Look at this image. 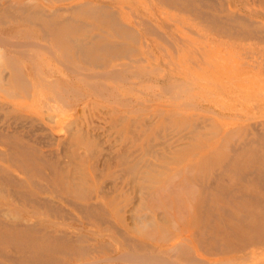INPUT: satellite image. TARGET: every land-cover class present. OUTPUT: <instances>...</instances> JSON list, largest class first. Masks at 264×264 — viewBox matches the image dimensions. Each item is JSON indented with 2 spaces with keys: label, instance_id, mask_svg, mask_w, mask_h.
Masks as SVG:
<instances>
[{
  "label": "rangeland",
  "instance_id": "rangeland-1",
  "mask_svg": "<svg viewBox=\"0 0 264 264\" xmlns=\"http://www.w3.org/2000/svg\"><path fill=\"white\" fill-rule=\"evenodd\" d=\"M1 1L0 264H264V0Z\"/></svg>",
  "mask_w": 264,
  "mask_h": 264
},
{
  "label": "bare ground",
  "instance_id": "bare-ground-1",
  "mask_svg": "<svg viewBox=\"0 0 264 264\" xmlns=\"http://www.w3.org/2000/svg\"><path fill=\"white\" fill-rule=\"evenodd\" d=\"M7 1V0H6ZM2 2V4L0 3V11H2V12H4L5 14H7V15H12V17H13V15L15 16V9H17V8H19V7H15V5L13 6V8H12V6H11V8H10V5L9 6H6L7 4L5 3V1H1ZM10 2V1H9ZM16 2H17V0H16ZM21 2V1H20ZM214 2H215V0H214ZM3 3H5L6 5H4ZM19 2H17V4H18ZM11 4H13V3H11ZM14 4H16L15 2H14ZM21 4V3H20ZM20 4L19 5H17V6H20ZM24 4H26L25 2L23 3V1H22V6H21V8L20 9H22V11H25V10H27L28 9V6H27V4L24 6ZM29 5V4H28ZM26 6H27V9H25L26 8ZM79 6V5H78ZM202 6H204L203 4H202ZM15 7V8H14ZM72 7V6H71ZM77 6H74V8H76ZM30 8V7H29ZM62 8V7H61ZM97 8V7H96ZM23 9H25V10H23ZM66 9H69V8H66ZM21 11V12H22ZM36 12H37V10H35ZM34 11V12H35ZM87 11V10H86ZM191 11V10H190ZM31 12V11H30ZM38 13H39V11H38ZM37 14V13H36ZM112 14V13H111ZM110 14V15H111ZM44 15V14H43ZM203 15V14H202ZM236 15V14H235ZM11 17V18H12ZM235 17V16H234ZM241 17V16H240ZM14 18V17H13ZM1 19V18H0ZM59 19H60V21H61V23H64V22H67V21H69V19H68V16L66 17V16H60L59 17ZM245 19V18H244ZM243 19V20H244ZM58 20V19H57ZM231 20V19H230ZM233 20V19H232ZM2 21V20H1ZM246 21V20H245ZM3 23V22H2ZM250 24V23H249ZM55 25H57V23L55 24ZM75 29V28H74ZM154 29V28H153ZM55 30V29H54ZM45 31V30H44ZM42 31L43 33V37H44V35L46 36V33L48 32V31ZM151 31V30H150ZM233 33V32H232ZM48 35V34H47ZM157 35V34H156ZM87 36V35H86ZM96 35H94L93 37H95ZM98 36V35H97ZM261 36H263V34L261 35ZM2 38V37H1ZM3 39V38H2ZM62 41H65L66 43H69V44H72L73 46H74V48H75V52H80V53H83V55H82V58H83V60H84V62H87L88 61V59H89V57H87L86 55H85V52H84V50H85V48L87 47V45H88V41H87V39L85 38V37H78V36H72V35H61V38H60ZM6 40V39H5ZM2 41V40H1ZM4 42V41H3ZM14 42V41H13ZM12 42V43H13ZM15 44H19V43H21V44H23L22 42H19V43H16V42H14ZM24 43H26V42H24ZM15 44L13 45H11V46H15ZM100 44V43H99ZM8 45H10V43L8 44ZM71 45V46H72ZM23 46H25V45H23ZM28 46H31V44L30 45H28ZM98 46H101V47H99V48H105V47H108V46H105L104 44H100V45H95V46H93V48H95V47H98ZM18 47V46H17ZM111 47V46H110ZM73 48V49H74ZM17 50V49H16ZM45 50V49H44ZM12 52H14L13 50H11ZM18 51V50H17ZM21 51V50H20ZM23 51V50H22ZM49 52H50V50H48ZM47 52V51H46ZM16 53V52H15ZM17 53H19V52H17ZM16 53V54H17ZM52 53V52H51ZM50 53V54H51ZM13 54V53H12ZM20 54H22V53H20ZM24 54V53H23ZM75 54V53H74ZM54 55V54H53ZM21 56V55H20ZM263 56H264V53H263ZM246 57V56H245ZM27 58V57H26ZM32 59V58H31ZM24 60V59H23ZM82 60V59H81ZM142 60V59H141ZM59 63V62H58ZM60 63H61V61H60ZM33 64V63H32ZM87 64H88V62H87ZM119 65V64H118ZM126 65V64H125ZM34 66V65H33ZM64 66V65H63ZM66 66V65H65ZM64 66V67H65ZM96 66V65H95ZM100 66V65H99ZM113 66V65H112ZM121 66V65H120ZM124 65H122V67H123ZM127 66V65H126ZM131 66V65H130ZM129 66V67H130ZM254 66V65H253ZM66 67H68V66H66ZM125 67V66H124ZM123 67V68H124ZM128 67V66H127ZM126 67V70H128L129 69V67L127 68ZM153 68H155V67H153ZM157 68V67H156ZM119 69H121L122 70V68L121 67H119ZM119 69H117L118 71H119ZM71 70V69H70ZM126 70H124V71H126ZM130 70V69H129ZM69 71V70H68ZM73 71V70H72ZM109 72L111 71V70H108ZM155 71V70H154ZM162 71V70H161ZM107 72V71H106ZM105 72V73H106ZM117 72V71H116ZM116 72H115V74H116ZM137 72V71H136ZM142 72V71H141ZM146 72V71H145ZM148 72V71H147ZM147 72H146V74H147ZM166 72V71H165ZM100 73H102V72H100ZM112 73V76H113V72H111ZM123 73H125V72H123L122 71V74ZM138 73H140V72H138ZM142 73H144V72H142ZM163 73V72H162ZM72 74V73H71ZM77 74V73H76ZM82 74V73H81ZM84 74V73H83ZM92 74V73H91ZM90 74V75H91ZM119 73L117 72V76L116 77H118V78H115V79H119V76H121V75H118ZM84 75H86V74H84ZM93 75V74H92ZM96 75V74H95ZM105 74H103V76H104ZM108 75H110V73H108ZM107 75V76H108ZM153 75V74H152ZM162 75V74H161ZM94 76V75H93ZM99 75H97V77H98ZM101 76V75H100ZM99 76V77H100ZM106 76V77H107ZM123 76V75H122ZM137 76H138V74H137ZM136 76V77H137ZM91 77V76H90ZM90 77H88V78H90ZM149 77V76H148ZM87 78V77H86ZM103 78V77H102ZM105 78V77H104ZM107 78H109V77H107ZM159 78V77H158ZM163 78V77H162ZM174 78V77H173ZM106 79V78H105ZM123 79V78H122ZM139 80V79H138ZM113 81V80H112ZM119 81H120V79H119ZM133 84V83H132ZM160 84V83H159ZM162 85V84H161ZM64 91V90H63ZM264 120V119H263ZM264 122V121H263ZM263 125V127H264V124H262ZM253 126V125H252ZM256 126V125H255ZM254 127V126H253ZM253 127H251L252 129H253ZM262 127V128H263ZM6 129H8V127L6 128ZM10 129V128H9ZM254 129H255V127H254ZM257 129V128H256ZM12 130V129H11ZM248 130V129H247ZM258 130V129H257ZM15 131V130H14ZM259 131V133L258 132H255V133H258V134H260L259 136L261 137V138H263L264 139V132H261L260 130H258ZM8 133V132H7ZM20 134V133H19ZM248 134V133H247ZM2 135H3V133H2ZM10 135V134H9ZM8 135V136H9ZM257 135V134H256ZM1 136V135H0ZM7 137V136H6ZM10 137V136H9ZM249 140H251V139H249ZM255 141V140H254ZM11 142V141H10ZM247 142H245V144H246ZM24 144V143H23ZM256 144V143H255ZM14 145V144H13ZM28 148V147H27ZM233 147H231V149H232ZM237 148H239V146L237 147ZM25 149V148H24ZM230 149V150H231ZM7 150V149H6ZM35 150V149H34ZM3 154V153H2ZM26 154V153H25ZM257 156L255 157V160H252L251 162H249L250 164H247V162H243V166L242 167H240V166H238V167H240V168H243V174L241 175H239V174H237L236 175V173H234V175L239 179V178H243L244 176H246V175H248V176H252L254 179L256 178V179H258V180H262V178H263V180H264V155H262L261 153L259 154V153H257L256 154ZM10 158V157H9ZM40 159V158H39ZM17 161H18V159H16ZM42 160V159H41ZM40 160V161H41ZM234 160H230V163H232ZM46 164V163H45ZM226 164V163H225ZM246 164V165H245ZM47 165V164H46ZM225 166V165H224ZM58 168V167H57ZM219 169H222V171H223V169H226V168H219ZM219 171L220 170H218V174H219ZM226 171V170H225ZM39 172V171H38ZM245 173H246V175H245ZM157 175V174H156ZM215 176H216V174H215ZM241 176V177H240ZM0 177L1 178H3V179H5L6 181H14L13 179H11V178H13V177H9L8 175H6V174H0ZM63 177H65V176H63ZM0 178V179H1ZM204 178H205V176H203V177H198L197 175L196 176H193V180H195V181H197L198 179H199V181L200 180H204ZM245 178V177H244ZM253 179V180H254ZM209 180V178H206V182ZM210 181H212V178H211V180ZM209 181V182H210ZM33 182V181H32ZM31 182V183H32ZM34 183V182H33ZM213 183V182H212ZM212 183L210 182V184L209 185H211L212 186ZM74 184V183H73ZM200 184V183H199ZM16 185V184H15ZM36 185H37V183H36ZM206 185H208V183H206ZM208 185V186H209ZM4 186V185H3ZM38 186V185H37ZM74 186V185H73ZM203 186H204V184H203ZM202 186V187H203ZM211 186H209V187H211ZM40 187V186H39ZM262 187H263V185H262ZM2 188V187H1ZM204 188V187H203ZM203 188H202V190H203ZM206 188H208L207 186H206ZM212 188V187H211ZM4 189V188H3ZM1 190V189H0ZM4 192H5V190H4ZM21 192V191H20ZM81 194H83L82 192H81ZM230 194V193H229ZM11 195V194H10ZM208 195V194H207ZM227 195V194H226ZM225 195V196H226ZM193 196V195H192ZM238 198H240V196H237ZM242 197V196H241ZM24 198H25V196H24ZM42 198V197H41ZM46 198V197H45ZM243 198V197H242ZM251 198H253V197H251ZM16 199V198H15ZM26 199V198H25ZM44 199V198H43ZM47 199V198H46ZM34 200V199H33ZM39 200V199H38ZM16 201H18V199L16 200ZM35 201V200H34ZM44 201H45V199H44ZM51 202H52V200H50ZM70 201V200H69ZM206 202V200H204L203 198H200L198 201H197V205H196V208H197V210H196V212H195V214H194V217L196 218V220H202V218H203V214H205V202ZM27 202V201H26ZM37 202V204H38V201H36ZM36 202H34V203H36ZM42 202V201H41ZM73 203V202H72ZM91 204V203H90ZM74 205V204H73ZM77 204H75V206H76ZM93 205V204H92ZM211 205V204H210ZM80 206V205H79ZM89 206V205H88ZM96 206V205H95ZM74 207V206H73ZM212 207H217V205L215 204V203H213L212 204ZM81 209V208H80ZM84 209V208H83ZM4 210V209H3ZM2 210V211H3ZM224 211H225V209H223ZM227 210V209H226ZM50 211V210H49ZM244 211V210H243ZM6 212V211H5ZM2 213V212H1ZM0 213V214H1ZM228 213H229V211H228ZM4 214H6V213H3V216H4ZM232 213L230 212V215H231ZM7 215V214H6ZM5 215V216H6ZM228 215V214H227ZM233 215V214H232ZM245 215V214H244ZM2 216V217H3ZM4 216V217H5ZM242 217V216H241ZM240 217V218H241ZM34 218V217H33ZM242 219V218H241ZM34 221H36V220H34ZM33 221V222H34ZM211 221V220H210ZM221 221V220H220ZM24 222V221H23ZM38 222V221H37ZM0 223H2L1 221H0ZM5 223V222H4ZM29 224V223H28ZM15 227H13L14 229H11V230H28V229H26V228H22V227H19V225H20V223H17V222H15L14 224H13ZM30 225H31V223H30ZM34 225V224H33ZM33 225H31V226H33ZM36 225H37V223H36ZM1 227V226H0ZM207 227V226H206ZM3 229H1L0 228V236H4L5 235V232L4 231H2ZM31 230H32V227H31ZM37 230V229H36ZM116 230H117V228H116ZM119 230H121V229H119ZM118 230V231H119ZM117 232V231H116ZM187 232V231H186ZM195 232V231H194ZM120 233V232H119ZM188 233V232H187ZM66 234V233H65ZM118 234V233H117ZM61 235V234H60ZM101 235V234H100ZM108 235V234H107ZM55 236V235H54ZM57 236H59L58 234H57ZM62 236V235H61ZM99 236V235H98ZM111 236V235H110ZM38 237V236H37ZM36 237V238H37ZM63 237V236H62ZM184 237V236H183ZM183 237H181V238H183ZM57 238V237H56ZM56 238H54V239H56ZM77 238H79L80 239V237H78L77 236ZM86 238H88V237H86ZM112 238H113V236H112ZM58 239H59V237H58ZM61 239V238H60ZM64 239V238H63ZM67 239H69V238H67ZM179 239H180V237H179ZM70 240H72V239H70ZM69 240V241H70ZM74 240H76V237H75V239ZM125 240V239H124ZM73 241V240H72ZM80 241H82L81 239H80ZM17 242V241H16ZM56 242V241H55ZM76 242V241H75ZM167 242V241H166ZM0 243H2V242H0ZM119 244V243H118ZM124 244V243H123ZM99 245H101V244H99ZM98 245V246H99ZM104 244H102V246H103ZM200 245V244H199ZM28 245H26V247H27ZM81 246V245H80ZM84 246H86V245H84ZM35 247V246H34ZM50 247V246H49ZM78 247V246H77ZM82 247V246H81ZM100 247V246H99ZM117 247H119V246H117ZM216 247V246H215ZM13 248V247H12ZM80 248V247H79ZM93 248H94V246H93ZM101 248H103V247H100V249ZM129 248V247H128ZM169 248H170V246H169ZM81 250H83V249H85V248H80ZM91 249V248H90ZM107 249V248H106ZM166 248H164V250H165ZM171 249V248H170ZM217 249V248H216ZM102 250V249H101ZM5 251H7L6 249H2V248H0V256H6L7 254H6V252ZM26 251V250H25ZM57 251V250H56ZM62 251V250H61ZM87 251H90V250H87ZM91 251H93V249H91ZM95 251V250H94ZM108 251H110V250H108ZM108 251H107V253H108ZM57 252H59V251H57ZM95 252H98V251H95ZM99 252H101V251H99ZM65 253H67V252H65ZM84 253L85 252H83V254H81V256L82 255H84ZM89 253V252H88ZM87 253V254H88ZM91 253V252H90ZM123 253H125L124 255H123V257L126 255V252L124 251ZM68 254V253H67ZM66 254V255H67ZM70 254V253H69ZM74 254V253H73ZM128 254H129V252H128ZM173 254V253H172ZM42 255V254H41ZM63 255H64V252H63ZM121 255V254H120ZM140 255H142V254H140ZM144 255V257L145 256H147V260H150L151 262H153V260H155L156 261V257L154 256L153 257V255H151L153 258H151V256L150 255H145V254H143ZM118 257H119V255H117ZM122 256V255H121ZM127 256V255H126ZM125 256V257H126ZM134 256H135V254H134ZM148 256H150V258L148 259ZM12 257V256H11ZM67 257H68V255H67ZM141 257V256H140ZM144 257H143V259H144ZM9 258V257H8ZM7 258V259H8ZM13 258V257H12ZM11 258V259H12ZM15 258V257H14ZM27 258V257H26ZM84 257L82 256V260H81V262L82 261H84V259H83ZM90 258V257H89ZM113 258V257H112ZM129 258V257H128ZM133 257H131V259H132ZM146 258V257H145ZM155 258V259H154ZM160 259L162 258L161 256L159 257ZM77 258L75 257V255H72L70 258H67V259H63V260H61L58 264H74V262H75V260H76ZM108 259V258H107ZM130 259V260H131ZM133 259H137V258H133ZM141 259V258H140ZM13 260H15V259H12V261ZM27 260V259H26ZM86 260V259H85ZM138 260V259H137ZM137 260H136V262H137ZM145 260V259H144ZM162 260H164L163 258H162ZM16 261V260H15ZM28 261H29V259H28ZM95 261V260H94ZM132 261V260H131ZM139 261V260H138ZM154 261V263H156ZM168 260H166V262H167ZM14 262V261H13ZM12 262V263H13ZM30 262H32V261H30ZM80 262V263H81ZM85 262V261H84ZM93 262V261H92ZM159 262V261H158ZM157 262V263H158ZM163 262V261H162ZM169 262H170V260H169ZM34 263V262H33ZM77 263V262H76ZM148 263H149V261H148ZM165 263V262H164ZM15 264H17L16 262H15ZM43 264V263H42ZM158 264H160V262L158 263ZM168 264V263H167ZM171 264V263H170Z\"/></svg>",
  "mask_w": 264,
  "mask_h": 264
}]
</instances>
